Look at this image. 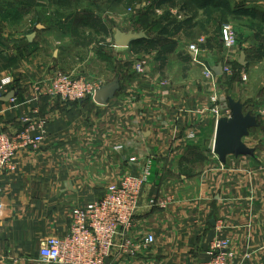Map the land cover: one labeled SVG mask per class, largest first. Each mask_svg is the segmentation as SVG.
Here are the masks:
<instances>
[{"label": "crops", "instance_id": "1", "mask_svg": "<svg viewBox=\"0 0 264 264\" xmlns=\"http://www.w3.org/2000/svg\"><path fill=\"white\" fill-rule=\"evenodd\" d=\"M241 1L251 13H264V0ZM6 2L0 0V132L14 135L28 122L44 120L45 136L37 148L19 151L14 170L0 176V264H45L39 249L47 239L68 232L73 211L102 198L124 176L139 174L148 161L150 178L132 237L142 241L152 235L154 243L134 256L115 257L112 264H194L208 260L214 239L230 242L228 264H264L262 117L253 112L258 126L243 139L254 156H230L221 164L212 153L218 117L202 88H175L164 95L157 75H138L134 65L125 67L133 45L117 49L108 36L100 42V54L88 47L92 58L77 63L70 50L76 35L70 18L57 27L44 21L54 1L48 7L36 0L14 11ZM107 11L96 14L108 31ZM34 13L36 21L22 22L21 16ZM109 46L116 53L112 60L104 53ZM76 70L90 79L117 73L121 88L106 105L91 99L66 103L48 94L57 75ZM10 91L14 97L5 101ZM219 103L220 115L227 116V105ZM241 103L244 112L254 111L253 104ZM153 198L167 199L168 207H149Z\"/></svg>", "mask_w": 264, "mask_h": 264}, {"label": "rangeland", "instance_id": "2", "mask_svg": "<svg viewBox=\"0 0 264 264\" xmlns=\"http://www.w3.org/2000/svg\"><path fill=\"white\" fill-rule=\"evenodd\" d=\"M6 1L12 3L11 10L14 11L18 6L27 4L33 6L36 0ZM52 1L55 7H49L51 0H44L45 5L49 7L45 9L44 21L49 26L57 27L62 24L63 19L70 18L69 21L75 25L72 27L76 34L73 38L75 42L72 43L74 47L70 48L72 53L74 52L75 62L80 63L92 58L87 54L88 47L93 49L95 54H100V49L104 50L100 42L104 41L106 36L109 45L114 46L113 35L118 29L123 30L121 32H143L146 39L132 44V52L129 53L125 67L134 65L136 73L135 67L139 64L144 66L141 74L150 75L151 78L157 75L156 82L163 87L164 95H168V91L175 88L182 90L202 88L203 95L208 96V108L212 114L213 109L219 110L217 106L219 102L227 105V97L234 100L240 98L242 102L253 104L255 109L251 113L254 112L264 120L260 114L264 111V104L262 102L257 104L261 98L264 102V25L261 23L260 17L263 12L260 9L251 13L241 0ZM105 8L108 10L106 15L108 31L102 26L100 16H97L99 12H104ZM36 14L28 19L21 16L24 19L22 22L36 21ZM102 19H105L104 16ZM82 25H92L89 26L91 30H80ZM225 27L230 28L236 39L231 47H226L223 41L222 31ZM246 44L249 46L244 49ZM191 45L197 47V62L192 59L189 50ZM110 46L108 54L104 53L112 60L116 53ZM128 48L129 46L117 49ZM241 52L245 55V65L238 62ZM247 57L251 61L250 64L247 63ZM218 65L222 69L221 76H216L212 70ZM203 67L212 71L213 81L203 75ZM223 68H227L228 71L224 72ZM77 70L62 73L103 85L112 82L117 75L115 73L101 77L95 74L98 76L97 79H90L85 73L78 74ZM105 81L107 82L103 83ZM261 89L262 93L259 92ZM191 97H195L194 92L191 93ZM185 98L188 97L182 95V99Z\"/></svg>", "mask_w": 264, "mask_h": 264}, {"label": "built area", "instance_id": "3", "mask_svg": "<svg viewBox=\"0 0 264 264\" xmlns=\"http://www.w3.org/2000/svg\"><path fill=\"white\" fill-rule=\"evenodd\" d=\"M222 36L226 47L235 44L236 39L230 28H223ZM189 50L193 61L197 62V47L191 45ZM143 67L137 64L136 73L141 74ZM223 70L228 71L227 68ZM203 75L213 81L214 75L210 69L203 67ZM102 85L62 73L51 81L48 94L62 101L77 103L92 100ZM3 94L0 87V98ZM212 112L218 118L222 116L217 109ZM260 114L264 117V111ZM226 115H230L229 110ZM44 124V120L36 124L28 122L23 130L14 135L0 132V176L4 171L14 170V160L19 151L39 146L45 136ZM121 149V146L116 148ZM150 166L151 162L148 161L139 174L124 176L118 183L109 186L102 198L75 209L68 232L62 237L44 241L39 249L40 261L45 264H112L118 257H131L149 248L154 243L152 235H147L142 241H135L132 233L136 227L139 201L150 178ZM168 205V200L163 198L148 201L149 207L160 210H165ZM2 208L0 201V216ZM207 254L208 260L194 264H228L233 256L227 239L211 241Z\"/></svg>", "mask_w": 264, "mask_h": 264}, {"label": "water", "instance_id": "4", "mask_svg": "<svg viewBox=\"0 0 264 264\" xmlns=\"http://www.w3.org/2000/svg\"><path fill=\"white\" fill-rule=\"evenodd\" d=\"M40 28L41 26L36 27V29ZM34 37L35 33H32L27 36V39L31 42ZM144 39H146V35L143 32H121L120 30H116L113 35V45L116 48H126ZM244 59L245 55L241 52L238 62L241 65H245L246 62ZM212 70L216 76L222 75L220 65L212 68ZM120 88L119 79L116 78L112 82L104 84L97 89L92 100L97 105H106L115 97ZM13 97L14 93L10 91L5 96V101H9ZM227 105L231 111V115L230 117H222L217 120L212 146V152L221 164H225L226 159L230 156H254L255 150L246 146L243 139L249 136L250 130L258 126L257 118L251 112H244L241 101L227 97Z\"/></svg>", "mask_w": 264, "mask_h": 264}, {"label": "trees", "instance_id": "5", "mask_svg": "<svg viewBox=\"0 0 264 264\" xmlns=\"http://www.w3.org/2000/svg\"><path fill=\"white\" fill-rule=\"evenodd\" d=\"M8 9H12V3L6 2L4 3ZM139 42V41H138ZM137 43V42H136Z\"/></svg>", "mask_w": 264, "mask_h": 264}]
</instances>
